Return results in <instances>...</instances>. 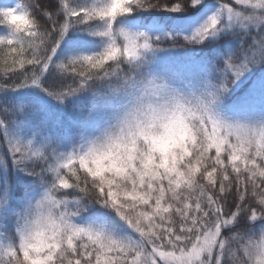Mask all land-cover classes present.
<instances>
[{
	"label": "snow or ice",
	"instance_id": "1",
	"mask_svg": "<svg viewBox=\"0 0 264 264\" xmlns=\"http://www.w3.org/2000/svg\"><path fill=\"white\" fill-rule=\"evenodd\" d=\"M0 137V264H264V0L0 3Z\"/></svg>",
	"mask_w": 264,
	"mask_h": 264
},
{
	"label": "trees",
	"instance_id": "2",
	"mask_svg": "<svg viewBox=\"0 0 264 264\" xmlns=\"http://www.w3.org/2000/svg\"><path fill=\"white\" fill-rule=\"evenodd\" d=\"M6 1H10V0H0V3L3 4ZM12 1H15L16 3H24V4L31 3V0H12ZM229 2L231 3L232 0H229ZM233 6H235V5H233ZM90 103H91L90 98H88V99H85L83 101L77 102L76 107L87 108V107H90ZM72 109H73L72 104H69L67 109L63 110L62 112H57L55 109H53L54 115L59 117L61 130L72 127L70 120H69V117L72 114ZM2 140H3V138L0 137V143H2Z\"/></svg>",
	"mask_w": 264,
	"mask_h": 264
},
{
	"label": "rangeland",
	"instance_id": "3",
	"mask_svg": "<svg viewBox=\"0 0 264 264\" xmlns=\"http://www.w3.org/2000/svg\"><path fill=\"white\" fill-rule=\"evenodd\" d=\"M16 4V2H14V1H8V2H6L4 5H15Z\"/></svg>",
	"mask_w": 264,
	"mask_h": 264
}]
</instances>
